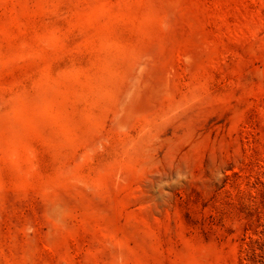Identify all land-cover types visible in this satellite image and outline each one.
Segmentation results:
<instances>
[{"label": "rangeland", "instance_id": "rangeland-1", "mask_svg": "<svg viewBox=\"0 0 264 264\" xmlns=\"http://www.w3.org/2000/svg\"><path fill=\"white\" fill-rule=\"evenodd\" d=\"M0 264H264V0H0Z\"/></svg>", "mask_w": 264, "mask_h": 264}]
</instances>
